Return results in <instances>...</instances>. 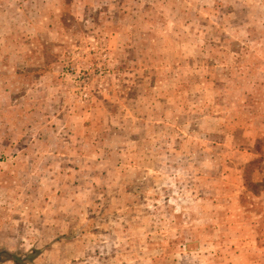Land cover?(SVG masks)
I'll use <instances>...</instances> for the list:
<instances>
[{
	"label": "rangeland",
	"instance_id": "374dc122",
	"mask_svg": "<svg viewBox=\"0 0 264 264\" xmlns=\"http://www.w3.org/2000/svg\"><path fill=\"white\" fill-rule=\"evenodd\" d=\"M264 264V0H0V264Z\"/></svg>",
	"mask_w": 264,
	"mask_h": 264
},
{
	"label": "trees",
	"instance_id": "16d2710c",
	"mask_svg": "<svg viewBox=\"0 0 264 264\" xmlns=\"http://www.w3.org/2000/svg\"><path fill=\"white\" fill-rule=\"evenodd\" d=\"M41 254V250H34L26 255L18 253H5L4 255L8 257L9 262L12 264H32L33 261Z\"/></svg>",
	"mask_w": 264,
	"mask_h": 264
}]
</instances>
